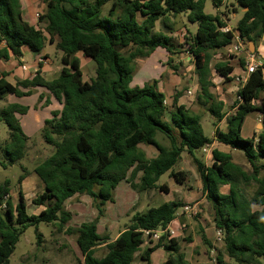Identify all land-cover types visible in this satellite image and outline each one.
<instances>
[{
  "label": "trees",
  "instance_id": "16d2710c",
  "mask_svg": "<svg viewBox=\"0 0 264 264\" xmlns=\"http://www.w3.org/2000/svg\"><path fill=\"white\" fill-rule=\"evenodd\" d=\"M41 1L46 5L39 20L43 28L25 20L20 0H0V60L21 58L23 48L41 54L46 44L56 43L63 65L59 77L51 81L40 70L16 86L5 76L0 77V102L7 95L26 97L42 88L62 105L60 111L52 112L43 128V138L54 147V153L34 169L44 191L32 203L45 209L30 215L22 192L18 204H13L11 180L0 184V264H11L21 236L31 226L39 231L42 223L57 225L59 231L77 236L84 264H132L142 251V231L167 227L183 206L181 202H168L135 214L128 228L107 244L108 253L103 258L95 255L97 247L108 242L99 234L98 218L70 227L73 215L66 202L76 195H87L103 216L106 204L115 201L116 188L124 180L138 193L167 191L158 182L166 174L183 182L186 173L175 171L183 152L194 154L214 140L243 152L252 168L251 172L245 171L230 154L218 150L213 151L211 168L195 159L204 192L213 205L215 226L223 232L226 255L240 264H263L264 110L257 108L254 101L264 91V64L249 75L239 91L237 112L228 119V131L217 130L215 139L206 136L200 117L184 106H175L171 122L167 121L166 96L156 82L144 87L132 84L138 59L149 58L159 48L174 54L172 37L157 31V24L161 22L172 34L176 18L186 14L190 23L198 25L197 32L186 36L185 49L195 64L201 98L210 103V112L221 121L223 104L215 101L210 91L215 86L211 64L218 51L233 43L235 32L251 42L262 37L264 0H235L244 14L237 29L230 32L222 31L230 20L225 15L205 13L207 0ZM224 2L212 0L217 9ZM78 53L96 63V75L90 81L84 79ZM172 62L171 59L169 64L177 71ZM240 64L245 68L244 60ZM215 70L230 80L234 68L228 62H219ZM253 111L262 113L263 129L252 138H244L242 128ZM28 112V107L17 103L2 110L1 120L9 129L11 142L3 149L8 162L4 168L19 164L25 156L29 138L17 115ZM158 135L165 137L168 145L159 142ZM140 145L154 146L158 156L148 158ZM22 168L19 184L30 175L27 168ZM225 186L229 192L221 193ZM250 188L254 190L248 194ZM41 243L42 235L38 233V244ZM158 248L171 253L167 264H187L178 242L165 241V237L154 248L144 250L143 260L149 263L150 254ZM218 262L223 264L219 257Z\"/></svg>",
  "mask_w": 264,
  "mask_h": 264
},
{
  "label": "crops",
  "instance_id": "0c3cea01",
  "mask_svg": "<svg viewBox=\"0 0 264 264\" xmlns=\"http://www.w3.org/2000/svg\"><path fill=\"white\" fill-rule=\"evenodd\" d=\"M20 1H21L23 16L25 20L28 23H30V25L38 27V25H36L37 22L35 18V15L38 13L36 12L37 5H38V3H36V0H20ZM195 32H197V30ZM172 44H173V47H172V51H173L176 48L173 40H172ZM51 45L53 49L55 48V50H57L56 43L51 44ZM181 46L182 45H179V47ZM4 47H5V44L2 43L1 48H4ZM182 49H185V47L182 46ZM220 51H225V53H228L226 49H223ZM249 51L257 55V51H258L257 41L250 43ZM174 52L175 51H173V53ZM187 55H188L187 62H193L189 54ZM76 56L80 59V61L81 59L89 60L88 58L84 57L82 53H78ZM42 57L45 59V62L42 65H40L39 59ZM172 57H173V54H170L166 49H163V48L157 49L156 52L152 56H150L149 58H144L145 60H143L141 64L136 65L135 72L133 75V84L136 85V87H144L147 84H151L154 82L157 83L159 91L166 96V101H167L166 105L168 106V112H167V117H166L167 121L171 122V114L175 106H184L187 109H189L191 112H193L195 115L200 117L202 126H203V123H202L203 118L205 120L208 119V122H209L210 119L208 118V114L211 115V118H213L215 122L214 123L215 126H214V131L212 135L210 137L206 135L207 137L211 139H215V134L217 130L227 132L228 126H229L228 119L237 112V101L239 97V91L242 88V86L245 84L244 82H238L239 77H242L243 75H245V68H243L241 65L236 66L234 60H232L234 64L231 62V60L230 61H220L224 63L228 62L229 65L233 66L234 70L230 74V80H226L224 77V83L222 85L220 86L215 85L210 90L212 95L214 96L215 101L223 104V109L221 113L224 115V117L221 121H217L216 118L210 112V103H206V101L201 98V90H200V84L198 81L197 74L195 75L196 82L194 86L187 89L185 94H181V92H183L184 90V87L182 84H184L187 78H183L180 74L177 73L176 70H174L171 67L169 63ZM61 58H62V53H61L60 59ZM242 60H243L242 58H239L240 62ZM193 66H195L194 63H193ZM24 67H26V69H24ZM81 67H82V62H81ZM211 67L212 69L214 68L213 62L211 64ZM62 69H63L62 64L61 65L54 64V62L51 60L50 53L47 52V47H45L43 53L41 54L32 52L28 48H23V56L21 58L11 56L9 60H0V77L2 75L5 76L6 80L13 86H16L18 82L20 81L31 79L35 75V73L39 70L41 71L42 76L46 80L51 81V80L57 79ZM136 75H139V76L135 80L134 77ZM183 75H186V74L184 73ZM248 77L249 76H246L247 79ZM189 90L193 91L192 96L188 95L187 92ZM254 105L257 108L264 110V91L261 92L258 99L254 101ZM262 117L263 115L260 111H253L247 116L244 122V126L242 128V136L244 138H252L263 129ZM246 129L249 132L250 136L245 135ZM158 141L164 145H168V141L162 135H158ZM150 147L143 148L142 145H140V148L143 151H145L148 158L150 159L156 158L158 156L157 149L154 146H152L154 147V149H151ZM214 150H218L220 152L230 154L232 156L233 162L240 165L245 171L251 172L252 170L251 165L243 152L232 149L231 147L214 140L213 144L209 145V148L206 150L204 148L200 150H196L194 154H190L188 151L183 152L181 161L179 163L180 168L179 169L175 168L176 172L186 173L185 176L183 175V182H178L170 174H166L170 177L168 182L160 184L159 182L162 178L158 182V186H164L167 189V191H163L161 189H155V190L148 191V192L138 193L131 187V184L128 180L122 181V182H126L131 188V193H129L130 192L129 188L127 186L124 187V193L126 196L128 195V193L129 195L132 194V198L130 202L128 203L127 210H126L127 218L129 219V221H131L133 216L137 213H146L151 208H157L165 203L173 202V201H179L183 204V206L185 204L190 203V204H196L200 207V210H201L200 216L196 219H190L189 217H186V216H180V212L183 207L182 206L179 209L176 215V218L170 223V226L177 233L173 239H175L178 242L180 246V251L181 253L184 254L185 261L187 264H210L206 262L207 257H209L210 254H214L215 251H219V249H221V246H219V244H224V242L217 241V230L218 229L216 228L215 223H214L215 214H214L213 205L210 201H208L207 194L204 192V182L202 180L198 166L195 162V159H198L206 167L211 168L214 164V159H213ZM197 152H199L200 154L197 155ZM130 175H131V172L129 173L128 178L130 177ZM32 176L36 177L37 175L35 174ZM141 177H142V173H140L139 176L137 177L136 179L137 183H139ZM26 180L27 179H25L23 183L20 184V189H19V194L20 192H22L24 194L25 199L27 198V196L25 195V191H24L26 188L25 187ZM37 180L40 182L41 184L40 186L43 192L44 185L41 182V180L38 178V176H37ZM132 190L134 192H137V195L132 193L133 192ZM228 192H229L228 186L221 188V193H228ZM165 194L169 195L168 200L163 197V195ZM13 195L14 194L12 192L11 193L12 201H13V204L16 205L19 202V198L17 201H15V198ZM76 196H83V195H76ZM76 196L69 199L68 201L75 199ZM89 198L91 200V203H87L90 205V206L87 205V208L88 207L94 208L93 200L91 197ZM115 200L118 201V187L116 188V191H115ZM67 202L65 204L66 208L73 215L74 213L71 210H69V207H67ZM27 205H28V213L30 215H38L45 209L44 206H37L33 204L34 211L30 213L29 204L27 203ZM97 214L98 213L96 212V210L93 209V211L90 213L91 218L89 219L95 220L97 218ZM122 219H118L116 222L107 220L105 223H103L104 224L103 226H105L107 233L105 234L99 233V234L102 236H106L108 239L107 240L108 242L97 247L95 251L96 257L98 258L105 257L108 253L107 244L109 242L115 241L119 237V235L125 231L124 230L122 232L118 226L119 223H121ZM93 220H88V219L83 220L80 225H82L83 223L91 222ZM100 223L102 222H99V224ZM99 224H98V231H99ZM126 227L128 228V226ZM109 228H112V231H116L117 229L118 234L115 238H111L112 232L108 231ZM59 232H62V231H59ZM166 240H172V239L165 238V241ZM148 249L149 248L147 247H142L141 249L142 251L138 252L136 259L134 260L132 264H167L168 263V260L171 257V253L167 252L165 248L155 249L150 254L149 263L143 260L142 254L144 253V250H148ZM188 251L190 252L188 253ZM194 251H201V252L200 254H198L197 252H194ZM79 252H80V256L77 255L75 257H77V260L79 261V263L84 264V257L81 251ZM74 253L76 252L74 251ZM194 254L196 256H195V259L193 260ZM218 257L221 259L220 255L218 254L216 258V262L217 264H220L218 262ZM53 260L54 259H51L49 261V264ZM227 260H229V257L227 255H225L224 260L221 259L223 264H228L226 263ZM54 262H56V260H54ZM60 263L68 264L66 263V261L60 262Z\"/></svg>",
  "mask_w": 264,
  "mask_h": 264
},
{
  "label": "rangeland",
  "instance_id": "374dc122",
  "mask_svg": "<svg viewBox=\"0 0 264 264\" xmlns=\"http://www.w3.org/2000/svg\"><path fill=\"white\" fill-rule=\"evenodd\" d=\"M35 2V1H34ZM37 11L38 13L43 14L46 10V6L41 0H36ZM108 5L105 9H109ZM205 13L209 15H217L222 14L225 15V19L228 20V25L232 29H237L239 22L243 18L244 11L240 9L236 4L235 0H225L224 4L217 9L212 0H207ZM38 26L44 27V23L36 20ZM198 29L197 24H192L188 21L187 15L182 14V16H178L176 20L175 30L171 35L173 42L175 43L176 48L173 50L175 51L173 54V65L178 67L177 73L180 74L183 78H187L184 82L183 87L184 90L181 94H185L187 89L194 86L196 80V72L195 66H193V62H187V50L182 49V46L185 47L186 44V36H189V32L195 33ZM157 31H163L167 35H169L168 31H165L161 22L157 24L156 27ZM169 35V36H170ZM250 41L243 40V51L239 55H233L225 53V51H218L217 55L214 57L213 60V79H218V74L215 71V65L220 61H230L234 60L236 66H240L241 62L239 58H242L246 61V57L252 52L249 51ZM179 45H182L179 47ZM47 52L50 53V58L54 62V64L61 65V53L55 48L53 49L50 43L47 44ZM257 58L258 61L264 62V34L261 38L257 40ZM145 59H138L136 65L141 64V62ZM82 62V70L84 73V79L86 81H90L91 78H94L96 75V63L92 60H85L81 59ZM233 63V62H232ZM234 64V63H233ZM186 75H183V74ZM139 75H136L134 79L136 80ZM224 83V80L221 81L217 86H220ZM216 85V84H215ZM133 87L136 85L132 84ZM50 94L41 88H37L33 91L32 95L18 98L14 95H7L4 100L0 102V184L3 183L5 180L9 179L12 183V192L15 198V201L19 198V189L20 184L18 180L20 176L23 174V168L25 167L30 172V175L26 178L25 181V195L27 196V203L29 204V212L32 213L34 211V206L32 200L36 198L38 195L42 193V188L40 182L37 180V176L35 175L34 169L35 167L49 158L54 153V147L48 145L44 138H43V128L45 126L46 120H50L52 118V112L60 111L62 109V105L55 100L54 97L50 96ZM20 104L22 106L28 107L29 112L26 115H17V118L20 120L22 129L26 136L29 138L27 149L25 152V156L23 160L15 165V166H8L4 168V164L8 165L6 162V156L3 152V149L11 145L10 142V135L9 129L5 122L1 120V113L2 110L8 106V104ZM208 119L205 120L203 118V127L204 131L207 136H211L214 131V120L211 118V115L208 114ZM245 135H249L247 129L245 130ZM143 148H149L148 145H142ZM154 149V147H150ZM200 153L197 152V155ZM180 168V164L176 166V169ZM31 176V177H30ZM170 177L165 175L160 180V184L168 182ZM127 186L129 188V193H131V188L126 182H122L118 185V201L116 202H108L105 206V212L103 216L99 215L98 210L94 207H88L87 203H91V200L88 196H76L75 199L70 200L67 202V207L71 210L73 214V218L68 226L76 228L79 227L83 220H93L91 218L90 213L93 209L96 210L97 218L99 222V233L105 234L106 229L103 226L107 220H111L112 222H116L118 219H122L121 223H119V228L123 232L127 229L126 226H129L130 222L127 218V205L132 198V194L126 196L124 193V187ZM133 191V190H132ZM253 188L248 190V194L253 193ZM137 195V192H132ZM131 196V197H130ZM165 199L168 200L169 195H163ZM90 206V205H89ZM200 216V215H199ZM96 218V219H97ZM198 218V217H196ZM190 218V219H196ZM95 219V220H96ZM93 220V221H95ZM91 221V222H93ZM109 232H112L111 238H115L117 236V229L116 231H112V228L108 229ZM38 233L42 235V243L38 244ZM77 236L75 235H67L64 231L59 232L57 225L54 224H46L42 223L39 226V231H37L36 227L31 226L27 229V231L21 236L20 242L17 245L15 253L11 257V264H49L51 259L56 260V262L51 261L50 264H61L60 262L66 261V263L70 264H82L79 263L77 257L80 256V250L77 246ZM145 245L143 244L142 247ZM221 249L219 251H215L214 254H210L207 257L206 262L210 264H217L216 258L219 254L221 259H225V246L224 244H219ZM74 251L76 253H74ZM190 251H188L189 253ZM200 254L201 251H194ZM196 254V253H195ZM193 256V260L195 259V255ZM27 258V259H26ZM190 258V257H189ZM59 261V262H57ZM262 263L264 264V258L261 259ZM228 264H240L234 262L232 260H227Z\"/></svg>",
  "mask_w": 264,
  "mask_h": 264
},
{
  "label": "built area",
  "instance_id": "2783aa9c",
  "mask_svg": "<svg viewBox=\"0 0 264 264\" xmlns=\"http://www.w3.org/2000/svg\"><path fill=\"white\" fill-rule=\"evenodd\" d=\"M41 13H37L35 15L36 20H40ZM224 32H230L232 29L230 27H225L222 29ZM227 52L231 55H239L243 51V39L240 37V34L238 32H235V39L231 45L225 48ZM45 62V59L42 57L39 59V64H43ZM246 64H245V75L242 77H239L238 82H244L246 83L247 78L246 76H249L250 74L254 73L256 70H258L260 67L263 66L264 62L258 61L257 56L252 53L246 57ZM26 69V67H24ZM188 95L192 96L193 91L189 90ZM238 101H241V98L238 97ZM167 104V101L165 102ZM209 145L205 146L204 149H208ZM201 213L200 207L196 204H185L180 212V216H186L189 218H196L199 217ZM143 236H144V247L147 248H153L155 247L164 237L167 239H173L176 236V231L170 226V223L165 228H158L154 230H143ZM217 241L218 242H224L223 241V232L222 230H217Z\"/></svg>",
  "mask_w": 264,
  "mask_h": 264
},
{
  "label": "water",
  "instance_id": "95a60500",
  "mask_svg": "<svg viewBox=\"0 0 264 264\" xmlns=\"http://www.w3.org/2000/svg\"><path fill=\"white\" fill-rule=\"evenodd\" d=\"M216 71V70H215ZM216 73L218 74V72L216 71ZM213 74H214V72H213ZM224 80V77L223 76H221L220 74H218V79H214L213 81H214V83L216 84V85H218L221 81H223Z\"/></svg>",
  "mask_w": 264,
  "mask_h": 264
}]
</instances>
